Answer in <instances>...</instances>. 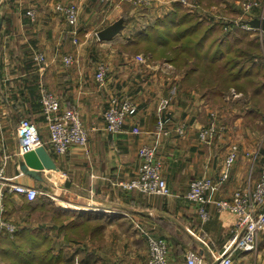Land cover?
Wrapping results in <instances>:
<instances>
[{
	"label": "crops",
	"instance_id": "obj_1",
	"mask_svg": "<svg viewBox=\"0 0 264 264\" xmlns=\"http://www.w3.org/2000/svg\"><path fill=\"white\" fill-rule=\"evenodd\" d=\"M53 1L21 0L19 5L15 0H0L3 17L0 25V154H8L4 175L8 182L39 190L34 201L21 194L7 193L4 216L17 228L41 226L47 229L52 251L71 264H100L102 258L104 264H121L103 249L125 236L131 241L132 252L141 242L146 246V234L167 241L168 264H186L187 250L202 255L207 264L220 253L234 219L230 212L217 210L215 201L230 198L234 190L253 186L258 179L264 167V145L261 144L264 126L255 129L248 125V128L245 106H226L229 100L237 99L226 97L225 101L212 103L195 90V86L183 87V72L169 62H151L143 53L125 51L121 44L127 43L145 25L138 26L141 23L132 21V5L123 0H113L111 7L101 5L100 8L102 26L98 31L115 21H121L122 27L108 39L110 50L116 49V58H112L111 64L106 63V82L98 85L94 79L99 60L94 54L96 42L89 36L88 29L94 15L90 13L91 0L83 3L76 0L86 27L78 29L75 35L69 32L61 14L54 10L55 3L68 0H55L54 4ZM174 3L154 0L149 19L170 12ZM81 6L90 15L83 16ZM30 7L37 11L34 21L24 13ZM126 14L130 15L129 19ZM30 44L44 52V66L40 67L33 60ZM73 46L78 48L75 50ZM138 54L144 61L136 57ZM64 55L72 57L71 65H64ZM39 82L59 96L60 110L66 107L78 110L84 126L89 129L84 145H72L63 154L51 150L39 102ZM111 94L126 95L136 105V112L125 118L121 131L116 134L104 129V111ZM165 97L169 98L166 105L162 102ZM218 106L237 114L232 123L244 126L245 135H234L228 123L227 129L212 141L202 142L198 138V130L207 123L209 111ZM222 110L217 109L219 117L224 114ZM24 117L38 126L43 146L55 163V167L42 170L41 180L24 174L19 168L23 152H20L16 131L19 120ZM222 120L227 119L222 118L223 123ZM158 123H161L160 128ZM180 123L186 125L184 134L163 132ZM256 130L263 132L259 141L258 136L255 140ZM231 142L239 144L240 152L226 168L223 159ZM142 144L154 147V157L160 161L169 194H147L119 185L136 173L137 152ZM223 174L225 178L220 179ZM202 176L213 182L204 192L209 213L206 220H201L196 204L185 197L189 182ZM93 219H98L96 223H100L101 228L94 229ZM146 255L144 262L134 258L132 264H148L147 250ZM232 258L233 264H264V234L259 237L256 251H237ZM0 261L4 262L1 257Z\"/></svg>",
	"mask_w": 264,
	"mask_h": 264
},
{
	"label": "built area",
	"instance_id": "obj_2",
	"mask_svg": "<svg viewBox=\"0 0 264 264\" xmlns=\"http://www.w3.org/2000/svg\"><path fill=\"white\" fill-rule=\"evenodd\" d=\"M19 5L21 0H15ZM99 4L111 3L113 0H95ZM181 4L188 6L189 11L196 9L200 18H206L211 23H223L224 30L243 29L256 32L262 45L264 58V32L250 24L254 18H260L264 15V0H238L241 18H227L220 20L210 15L209 12H203L196 2L190 3L186 0H178ZM146 2V1H145ZM191 9V10H190ZM54 10L61 14L65 20L69 32L73 35L77 32V22L79 19V6L76 0L67 2H57ZM25 15L34 21L37 16L35 8L30 7L25 10ZM21 16V13H19ZM33 60L40 66L46 64V56L43 51L37 50L33 45H29ZM140 61H144L141 54L136 56ZM64 65L72 64V57L64 55L62 58ZM108 65L103 60H98L95 65L94 79L98 85H104L106 82ZM39 102L41 111L47 124L48 137L47 143L51 150L56 153H66L72 145H84L88 139V131L82 122L80 114L75 107H66L60 110L59 96L49 90L42 82L38 84ZM232 96L236 94L231 91ZM163 104H168L169 98H162ZM1 104V97H0ZM136 112L134 101L126 95L111 94L108 98L107 108L104 111V129L116 134L121 131L125 118ZM161 123L157 127L160 128ZM227 129L226 124L220 121L217 115V108L210 110L208 121L198 130V138L202 142L212 141L220 132ZM185 123H180L172 129H166L163 132L168 134L174 131L177 135L185 133ZM16 137L19 142L20 152L34 149L37 146L44 145L39 136L38 126L29 118H21L17 125ZM240 152L239 144L231 142L228 145L227 152L223 159V165L230 167L238 158ZM139 165L136 173L129 179L122 181L119 185L127 190H137L139 192L155 195H167L170 193L169 186L161 174L160 161L154 157V147L149 144H142L138 148ZM246 155H249L247 152ZM8 159V154H0V238L3 235L12 237L17 226L6 219L4 213L5 198L7 193H17L24 195L29 201L35 200L39 194L38 188L22 183L8 182L5 179L4 167ZM221 175L220 179H224ZM213 186L211 178L202 176L189 182L185 192V197L194 202L201 220H206L209 213L205 207L208 202L204 198V192ZM217 210L226 211L233 214L234 219L229 234L222 244L220 253L207 264H233L232 255L237 252L250 253L257 250L259 237L264 234V167L260 170L258 179L253 186L237 188L232 192L228 199H219L215 201ZM148 247V264H168V244L162 237H156L151 234L145 235ZM186 264H204V258L194 250H187L184 254ZM0 264H3L0 261Z\"/></svg>",
	"mask_w": 264,
	"mask_h": 264
},
{
	"label": "trees",
	"instance_id": "obj_3",
	"mask_svg": "<svg viewBox=\"0 0 264 264\" xmlns=\"http://www.w3.org/2000/svg\"><path fill=\"white\" fill-rule=\"evenodd\" d=\"M198 1L215 4L222 0ZM223 26L220 22L200 19L176 2L170 12L122 43V48L169 62L183 72V87L198 84L203 96L211 101H225L231 90L242 93V100H246L245 122L261 128L264 126V65L258 38L247 30L229 31ZM96 220H92L94 229L101 226ZM0 257L3 264H71L52 251L50 234L41 226L16 228L12 237L3 235Z\"/></svg>",
	"mask_w": 264,
	"mask_h": 264
},
{
	"label": "rangeland",
	"instance_id": "obj_4",
	"mask_svg": "<svg viewBox=\"0 0 264 264\" xmlns=\"http://www.w3.org/2000/svg\"><path fill=\"white\" fill-rule=\"evenodd\" d=\"M123 1L127 2L129 5H132L133 12L131 13L132 14L131 18H132V21L134 20V21L141 23V24H138V26L143 25V23L145 26H147L150 22H153L156 19L155 18L154 20H151L148 17V14L151 12L152 7H154V5H155L154 0H132V2H130V0H123ZM170 1L179 2L178 0H170ZM186 1L190 2V3L196 2V4H198L199 8H201L204 13L209 12L210 15L217 17L220 20L227 19V18H234V19L241 18L239 6H238V4H235V2L238 0H222L219 3H215V4L214 3L208 4L205 1L199 2L198 0H186ZM83 2H84V0L82 1V3ZM54 3H55V0L53 1V4ZM111 3L99 4L95 0H91V3L89 4V8H91L90 13H93L94 15H93V17H91V22L88 24L89 36L92 37V39L95 40V42H96V47H95L96 52L94 54L97 55V58L99 60L105 59L107 61L106 63H108V64H111L112 58H116L115 57L116 49L110 50V46L108 45L109 44L108 39H102V41H100L101 39L96 40L95 38L97 37V35H96V33L98 31L97 29L102 26V23H100V20L102 18V16L100 15L101 5L108 6ZM181 5L186 11L191 12V13H195L200 18V14L196 11V9L195 10L192 9L193 11H189L188 6H185L183 4H181ZM109 7H111V5ZM80 12L83 13V16H88V14L90 15V13H87V12H85V10L82 9V6L80 9ZM98 15H99V17H98ZM125 16H128V19H129L130 15L126 14ZM84 21H82L81 15H79V19H78V22L76 25L77 30L82 28V27H86V25H84V23H85ZM82 22H84V23H82ZM249 32H250L251 36H257V38H258V35L256 32H252V31H249ZM258 41H259L260 57H261V60L263 62L262 64L264 65V58L262 55L263 54L262 45L260 43L259 38H258ZM100 42H102V43H100ZM117 47H120V45H117ZM121 47H122V44H121ZM72 48H74L76 50L78 47L73 46ZM144 56H147V55L144 54ZM101 57L103 59H101ZM149 59H151V62L155 61V59H153V58H149ZM158 60L162 61L163 59H158ZM163 61H165V60H163ZM174 68H176V67H174ZM176 70H178V69L176 68ZM179 71H181V70H179ZM187 86L192 87V85H187ZM194 89L197 90L199 93H202L201 92L202 90H200V88H198V84L195 85ZM231 91H229V94L226 96L227 99L232 98V99H237V100H229L228 103H226V106H229V108L231 106H235V107L237 106V108L238 107L244 108V106L246 105L245 104L246 100H242L243 94L238 92L236 94H240L239 96L232 97V96H230V94H232ZM212 103H217V102L212 101ZM218 108L219 109L222 108L223 109L222 113H224V114H221V116L219 117L220 120L222 118H224V119L226 118L227 120L230 119V122H228L227 120H222V121L224 124H228V123H229V125L231 124L230 128H231L232 133L234 135H236L237 133L238 134L243 133V135H245L244 131H246V130H244V126H239L238 124L232 123L237 114L234 115L231 111H227L226 109H224L225 106L224 107L218 106ZM246 125L248 126V124H246ZM253 127L255 128L256 126H253ZM248 128H249V126H248ZM255 129H258V128L256 127ZM256 131L257 132H255V134H256L255 140H257V136H258V138H259L258 141H259L263 132L260 133V132H258V130H256ZM261 144L264 145V136L261 139ZM131 245H132L131 241L127 240V238L124 236L120 242H119V240H116V242H114L113 245H111L110 247H105L103 249V251L106 253V255L110 256V258H114V260H119V262L121 264H132V259H134V258H136V259L138 258L139 260H143V262H144V259L147 258L146 250L148 253L147 243L145 246V243L143 244V242H141L140 245L136 248L137 250H134L132 252H131V249H132ZM128 247H129V250H128ZM109 250H111V252ZM98 252H100L99 249H98ZM93 255H92V257H93ZM96 259L100 260V258H97V257H96ZM99 260H94V262L97 263V262H99ZM104 263H105V259L102 258V262L100 264H104ZM72 264H78V263H72ZM106 264H108V263H106Z\"/></svg>",
	"mask_w": 264,
	"mask_h": 264
},
{
	"label": "water",
	"instance_id": "obj_5",
	"mask_svg": "<svg viewBox=\"0 0 264 264\" xmlns=\"http://www.w3.org/2000/svg\"><path fill=\"white\" fill-rule=\"evenodd\" d=\"M250 24L258 27L264 32V15L260 18H254ZM1 25V15H0ZM122 27L121 21H115L105 26L97 32L98 39H109L115 36ZM55 167V163L46 151L43 145L37 146L34 149L23 152L19 160V168L24 173L35 179H42V170Z\"/></svg>",
	"mask_w": 264,
	"mask_h": 264
}]
</instances>
